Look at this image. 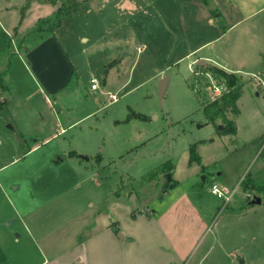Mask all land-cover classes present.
I'll use <instances>...</instances> for the list:
<instances>
[{
	"label": "rangeland",
	"instance_id": "1",
	"mask_svg": "<svg viewBox=\"0 0 264 264\" xmlns=\"http://www.w3.org/2000/svg\"><path fill=\"white\" fill-rule=\"evenodd\" d=\"M203 1L86 3L55 32L75 68L62 90L55 95L46 93L48 98L36 87L21 43L15 41L0 59V72L8 86L0 98V151L18 135L24 134L27 143L33 144L56 133L60 154L54 159L78 151L79 156L93 157L95 164L101 156L98 168L105 192L111 198L116 192L146 193L151 210L164 196L165 183L180 180L181 185L165 198L167 205L185 200L177 213L196 225L190 227L185 264H264V87L253 84L258 75H264V54L258 64L230 66L238 70L243 84L238 101L241 114L235 118L237 135L223 133L221 124L208 121L202 101L191 89L197 61L185 57L209 37L208 32L198 34L193 26L199 11L195 7L199 4L201 10ZM222 1L220 9L227 12L230 0ZM56 8L38 0H0V33L7 29L13 34L19 27L21 40L39 19L52 17ZM229 24L230 19L218 20L222 30ZM241 27L250 29L252 39L261 38L264 9L235 32ZM177 37L183 38L180 45ZM228 41L219 40L212 48L197 52L198 56L228 55ZM139 46L146 48L138 52ZM245 49L249 51L248 46H241L237 53L244 55ZM93 77L99 80L96 92L91 90ZM162 77L170 78L163 95L159 87ZM200 86L211 98L204 90L205 80ZM110 94L117 100L112 102ZM192 146L199 161L191 159ZM170 160L172 174L144 180ZM203 176H207L206 182ZM249 181L253 188H246ZM192 184L193 194L188 191ZM213 184L223 191V198L212 194ZM248 193L252 198H247ZM195 194L214 206L212 212L196 209ZM256 198L261 199L260 204L252 203ZM199 215L205 227L200 226Z\"/></svg>",
	"mask_w": 264,
	"mask_h": 264
},
{
	"label": "crops",
	"instance_id": "2",
	"mask_svg": "<svg viewBox=\"0 0 264 264\" xmlns=\"http://www.w3.org/2000/svg\"><path fill=\"white\" fill-rule=\"evenodd\" d=\"M222 2L210 0L207 5L203 1L201 10L199 4L195 7L199 10L195 14L197 18L194 25L189 21V27L193 25L198 34L208 32L209 37L185 57H195L193 63L203 59L206 65L237 74L238 70L230 69L232 64L252 66L262 60L264 34L252 39L248 28L235 31L264 9V0H230L227 12L221 11ZM220 17L225 21L230 19L231 24L225 30L218 25ZM2 31L10 34L7 29ZM228 38L230 45L225 49L228 55L198 56L200 50L212 48L215 42ZM177 40L179 45L183 42L181 37ZM241 46H248L249 51L245 49L244 55L237 53ZM22 53L31 78L46 97V93H59L75 68L56 34L46 36ZM263 77L257 76L253 82L255 87H264ZM24 136H16L14 143L8 141L6 150L0 151V264L186 263L190 227L196 225L191 219H180L181 213H177L185 200L167 205L165 198L181 185L180 180L174 181L175 186L161 195L151 210L148 205L151 198L146 193L130 191L111 198L103 189L100 161L94 164L93 157L84 159L78 151H71L77 156H69V151L66 156L54 159L60 154L56 133L33 144L27 143ZM18 165L21 166L16 169ZM203 178L206 182L207 176ZM188 191L195 193L193 184ZM133 195L135 204L131 201ZM192 199L198 203L199 211L212 212L214 206L211 208L201 197L195 194ZM196 209L191 206L192 211ZM199 218L200 226L205 227L206 222L200 215Z\"/></svg>",
	"mask_w": 264,
	"mask_h": 264
},
{
	"label": "trees",
	"instance_id": "3",
	"mask_svg": "<svg viewBox=\"0 0 264 264\" xmlns=\"http://www.w3.org/2000/svg\"><path fill=\"white\" fill-rule=\"evenodd\" d=\"M41 3H48L58 6L57 10L54 12L52 17L41 18L38 20L36 25L21 38L19 27L15 28L13 34H8L6 32L0 33V59L4 54L13 48L14 42L19 41L20 50L24 51L27 49L28 44H35L38 41L43 40L48 35H54L55 32L60 29L65 22L76 16L81 8L88 2L92 0H38ZM207 5H210V0H204ZM29 7V3L22 8L23 17L26 14V10ZM215 14V11H213ZM197 71L201 75L194 74L195 79L190 82L191 89L195 92V95L202 101L203 112L206 115L208 121L215 125H222L220 131L230 135H237L238 129L235 122V118L240 114V109L238 107V101L240 100L243 93V84L237 74L229 73L219 67L213 65L206 66H196ZM207 74H211L216 80L224 83L228 91L225 94L214 101L209 100L204 94L200 84L203 80L208 84ZM8 86L5 82L4 75L0 72V98L2 92L7 90ZM195 146L190 149L191 159L199 161L197 151ZM76 152H70L69 156H77ZM97 161L101 160V156L96 157ZM174 169V164L170 160L165 164L159 166L156 170L150 172L144 180L154 181L160 179L161 175L167 177V175L172 174ZM175 186V182L171 179L169 182L165 183L163 186V193H166ZM246 188H253L251 181L245 184ZM119 194V192H116Z\"/></svg>",
	"mask_w": 264,
	"mask_h": 264
},
{
	"label": "built area",
	"instance_id": "4",
	"mask_svg": "<svg viewBox=\"0 0 264 264\" xmlns=\"http://www.w3.org/2000/svg\"><path fill=\"white\" fill-rule=\"evenodd\" d=\"M145 46H139L138 52H143L145 50ZM196 75H201L200 72L196 71L194 72ZM209 79H208V84L207 87L204 88V90L206 91L207 95L211 96L208 97L209 100L214 101L217 100L219 98H221L225 92L228 91L227 86L224 83L219 82L218 80H216L213 76L211 77L210 74L206 75ZM91 90L92 91H97L99 89V80L95 77L91 78ZM110 99L112 102L116 101L117 98L115 95L110 94L109 95ZM211 192L214 195H217L219 198H223L224 197V193L223 191L219 188V186L217 184H213L212 188H211ZM247 198H252V195L250 193H248ZM230 198L227 199V201H229Z\"/></svg>",
	"mask_w": 264,
	"mask_h": 264
},
{
	"label": "water",
	"instance_id": "5",
	"mask_svg": "<svg viewBox=\"0 0 264 264\" xmlns=\"http://www.w3.org/2000/svg\"><path fill=\"white\" fill-rule=\"evenodd\" d=\"M197 65L198 66H206V63H205V61L203 59H200V60L197 61ZM168 81H169V77L162 78L159 81V87H160V93H161V95H163L165 93V90H166V86L168 84ZM220 128H222V126H220ZM82 158L88 159V157H84V156H82ZM131 201L133 202V204H135V196L134 195L132 196ZM252 203L253 204H260L261 203V199L256 198Z\"/></svg>",
	"mask_w": 264,
	"mask_h": 264
}]
</instances>
